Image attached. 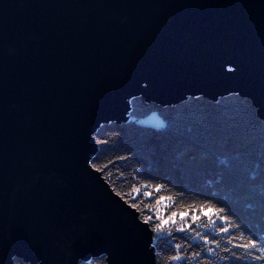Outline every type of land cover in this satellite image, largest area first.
Wrapping results in <instances>:
<instances>
[{
  "label": "water",
  "instance_id": "1",
  "mask_svg": "<svg viewBox=\"0 0 264 264\" xmlns=\"http://www.w3.org/2000/svg\"><path fill=\"white\" fill-rule=\"evenodd\" d=\"M229 95L264 121V0H0V248L151 264L144 225L87 166L93 137L128 122L133 97Z\"/></svg>",
  "mask_w": 264,
  "mask_h": 264
},
{
  "label": "trees",
  "instance_id": "2",
  "mask_svg": "<svg viewBox=\"0 0 264 264\" xmlns=\"http://www.w3.org/2000/svg\"><path fill=\"white\" fill-rule=\"evenodd\" d=\"M130 107L128 122L105 125L94 136L97 153L92 161L108 164L101 174L111 189L127 192L137 180L158 182L168 190L161 195L182 193L173 210L211 200L227 205L251 233L264 236V121L250 100L198 97L163 108L139 98ZM152 113H157L159 126L140 127L138 122ZM174 235L178 241L182 236ZM169 239L157 241L162 254Z\"/></svg>",
  "mask_w": 264,
  "mask_h": 264
},
{
  "label": "snow or ice",
  "instance_id": "3",
  "mask_svg": "<svg viewBox=\"0 0 264 264\" xmlns=\"http://www.w3.org/2000/svg\"><path fill=\"white\" fill-rule=\"evenodd\" d=\"M235 71L233 67L228 69V72ZM141 86L148 88L149 84ZM256 103L254 99V107ZM259 103L264 104V97ZM119 159L127 160L128 157ZM87 166L95 173H102L108 168V164L97 165L91 159L87 161ZM134 172H139V169ZM133 180H136L135 175ZM111 191L136 214L135 218L149 234L145 252L151 264H264V236L251 233L227 205L217 206L211 200H203L186 204L179 211L173 210L177 207L174 201L182 193L161 195L168 190L158 182L137 180L127 192L115 187ZM138 196L143 200L138 202ZM144 200L150 202L144 203ZM174 233L182 234L179 241ZM165 237L170 238L169 249L162 254L157 241ZM23 259L19 253L0 248V264H23ZM83 264H89L87 257L83 258ZM93 264H110L109 255L96 257Z\"/></svg>",
  "mask_w": 264,
  "mask_h": 264
}]
</instances>
